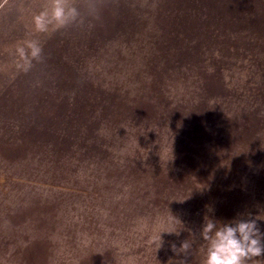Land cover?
<instances>
[{
	"label": "rangeland",
	"instance_id": "rangeland-1",
	"mask_svg": "<svg viewBox=\"0 0 264 264\" xmlns=\"http://www.w3.org/2000/svg\"><path fill=\"white\" fill-rule=\"evenodd\" d=\"M49 2L0 0V264H204L206 216L264 231V0H88L38 33Z\"/></svg>",
	"mask_w": 264,
	"mask_h": 264
},
{
	"label": "clouds",
	"instance_id": "clouds-1",
	"mask_svg": "<svg viewBox=\"0 0 264 264\" xmlns=\"http://www.w3.org/2000/svg\"><path fill=\"white\" fill-rule=\"evenodd\" d=\"M90 17L88 0H50L32 17V22L36 32L48 33L50 30L80 26ZM15 56L16 67L26 73L34 63L43 61V45L37 39H26L16 48ZM259 217L249 213L246 218L220 222L206 216L200 232L202 240L207 242L204 264H264V231L258 225ZM166 233L178 234L174 231ZM153 242L157 244V249L163 246L161 233ZM190 248L188 240L183 241L179 248L171 245V250L177 255H187Z\"/></svg>",
	"mask_w": 264,
	"mask_h": 264
}]
</instances>
